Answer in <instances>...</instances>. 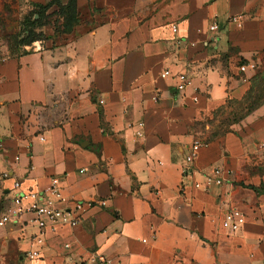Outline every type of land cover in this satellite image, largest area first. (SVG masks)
I'll use <instances>...</instances> for the list:
<instances>
[{
    "label": "crops",
    "instance_id": "crops-1",
    "mask_svg": "<svg viewBox=\"0 0 264 264\" xmlns=\"http://www.w3.org/2000/svg\"><path fill=\"white\" fill-rule=\"evenodd\" d=\"M75 3L70 31L17 55L0 43V173L4 198L55 180L78 222L36 259L31 216L1 228L0 264H264V0ZM164 69L189 83L176 92ZM215 166L223 184L195 188Z\"/></svg>",
    "mask_w": 264,
    "mask_h": 264
},
{
    "label": "built area",
    "instance_id": "built-area-1",
    "mask_svg": "<svg viewBox=\"0 0 264 264\" xmlns=\"http://www.w3.org/2000/svg\"><path fill=\"white\" fill-rule=\"evenodd\" d=\"M209 31L217 32L219 25L215 19L211 21L208 27ZM173 30H175L173 28ZM247 64L241 66V70H244ZM253 67V64H250ZM162 76L171 75L174 80L173 88L175 91H182L189 83L188 76L184 72L172 73L169 69H164L161 73ZM99 100V103H102ZM138 130L136 131L137 136H142V122H137ZM44 140V137H40ZM201 145V142L197 139L192 142V150L187 154L185 159V167H183L184 174H195L197 173L191 167V163L196 155L195 148ZM5 156L3 153L1 141H0V161L4 160ZM14 159H18L15 156ZM227 170L222 167L215 166L208 172L201 171V180H195L193 186L195 188L208 190L213 186H219L225 181V174ZM2 179L8 178V171L4 169L1 171ZM8 204L5 205L2 211H0V228L7 225L16 226L23 222L28 223L27 216H31L30 223L35 228V231L29 238L31 245L34 247L29 250H25L22 256L28 259H36L41 256V248L45 244V233L47 231H54L61 225H68L73 227L77 224L78 218L71 216V210L65 209L58 206V202L61 199L60 188L55 180H51L50 184L40 190H23L18 180H14L12 183L11 190H8L7 198ZM245 221V216L242 212L232 210L229 211L225 219L223 220V227L229 232L237 231ZM264 240V233L261 236ZM83 264V263H78ZM105 264V263H104Z\"/></svg>",
    "mask_w": 264,
    "mask_h": 264
},
{
    "label": "rangeland",
    "instance_id": "rangeland-1",
    "mask_svg": "<svg viewBox=\"0 0 264 264\" xmlns=\"http://www.w3.org/2000/svg\"><path fill=\"white\" fill-rule=\"evenodd\" d=\"M66 15L55 4L45 9L23 0H0V43L5 46V55L33 49L36 41L46 39L49 31L62 33L68 19ZM2 180L0 174V211L9 202L4 198ZM11 263H14L13 259Z\"/></svg>",
    "mask_w": 264,
    "mask_h": 264
},
{
    "label": "trees",
    "instance_id": "trees-1",
    "mask_svg": "<svg viewBox=\"0 0 264 264\" xmlns=\"http://www.w3.org/2000/svg\"><path fill=\"white\" fill-rule=\"evenodd\" d=\"M57 5L59 7V9H63L68 16V19L65 23V27L63 29V32H68L71 30V28L77 23L78 19H77V15H76V3L75 0H69V2L65 5L60 4V2L58 0H51L50 2L46 3V4H34L35 6H37L38 8H48L51 5ZM33 41V40H32Z\"/></svg>",
    "mask_w": 264,
    "mask_h": 264
}]
</instances>
